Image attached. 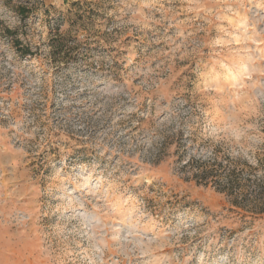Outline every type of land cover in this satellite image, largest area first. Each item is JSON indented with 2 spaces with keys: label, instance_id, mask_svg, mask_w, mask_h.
I'll return each instance as SVG.
<instances>
[{
  "label": "rangeland",
  "instance_id": "rangeland-1",
  "mask_svg": "<svg viewBox=\"0 0 264 264\" xmlns=\"http://www.w3.org/2000/svg\"><path fill=\"white\" fill-rule=\"evenodd\" d=\"M0 264H264V0H0Z\"/></svg>",
  "mask_w": 264,
  "mask_h": 264
}]
</instances>
